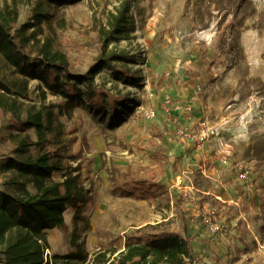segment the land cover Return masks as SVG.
I'll list each match as a JSON object with an SVG mask.
<instances>
[{
  "label": "rangeland",
  "instance_id": "obj_1",
  "mask_svg": "<svg viewBox=\"0 0 264 264\" xmlns=\"http://www.w3.org/2000/svg\"><path fill=\"white\" fill-rule=\"evenodd\" d=\"M121 2L0 0V9L16 14L10 34L22 53L35 55L33 34L48 38L79 76L92 68L99 32ZM251 2L255 13L231 52L236 19L213 0H131L134 30L111 40L106 52L135 59L116 66L138 82L123 85L107 69H96L92 81L105 96L101 109L122 99L134 102V111L113 129L80 108L59 117L61 161L79 171L70 190L59 175L52 180L73 200L59 225L38 234L40 250L25 264H91L99 251L116 255L127 243L178 232L180 212L202 213L208 226L201 237L214 234L199 264H264V152H255L264 146V89L251 83L264 84V0ZM0 79H19L1 55ZM39 87L29 81L28 97L19 101L61 104L45 89L43 101ZM9 123L8 115L0 119V190L13 158Z\"/></svg>",
  "mask_w": 264,
  "mask_h": 264
},
{
  "label": "trees",
  "instance_id": "obj_2",
  "mask_svg": "<svg viewBox=\"0 0 264 264\" xmlns=\"http://www.w3.org/2000/svg\"><path fill=\"white\" fill-rule=\"evenodd\" d=\"M79 0H49L63 6ZM218 12H225L236 19L230 28V46L233 52L239 49L240 32L246 18L255 13L251 0H213ZM16 22V14L8 8L0 9V55L7 65L13 68L19 79L4 81L0 79V119L8 115V126L12 132L8 135L13 148L5 163L4 170L10 176L3 182L0 190V261L2 264H25L31 254L40 250L38 234L51 230L62 222L63 214L73 200L72 194H61L59 185L53 177L59 175L64 185L70 190L75 180L78 167L65 166L62 154L56 147L61 136L60 116L71 117L74 109L80 108L91 113L93 118L109 129L122 125L133 113L134 102L131 100L109 101L108 108L101 107L105 96L93 85L92 76L103 69L113 72L116 81L123 85L138 82L135 73L117 68L121 61L134 62L128 55L106 52L108 43L119 36L134 30V17L131 0H122L115 13L110 14L106 27L100 34V52L92 68L86 75L73 76L69 73L66 56L52 48L48 38L40 40L31 36L35 55L24 54L19 50V43L10 34ZM96 69H98L96 71ZM36 80L42 89L41 99L46 92L62 99L61 104L39 107L24 106L19 99L27 98L28 82ZM264 84L259 80L251 83ZM248 85L249 83L246 82ZM84 85L81 91L79 86ZM83 96L88 100L85 105ZM103 98V99H102ZM100 99V100H99ZM56 109V112H54ZM95 109V110H94ZM2 127V126H1ZM1 130V128H0ZM31 132L35 140H32ZM256 146V154L264 152V146ZM79 155L72 157L77 161ZM28 187L33 189V193ZM78 203V202H76ZM81 203V202H80ZM81 205V204H76ZM200 212H203L201 209ZM180 230H168L162 236H153L144 243H127L124 250L117 253L99 251L93 256L91 264H199L200 250L205 254L214 241V234H206L202 228L208 225L200 213L195 218L186 213L178 214ZM200 227V228H199ZM192 228V230H191ZM193 232V233H192ZM195 237L196 240H193ZM206 239V240H205ZM43 241V240H42ZM114 255V256H113Z\"/></svg>",
  "mask_w": 264,
  "mask_h": 264
},
{
  "label": "built area",
  "instance_id": "obj_3",
  "mask_svg": "<svg viewBox=\"0 0 264 264\" xmlns=\"http://www.w3.org/2000/svg\"><path fill=\"white\" fill-rule=\"evenodd\" d=\"M151 116H153V113H151ZM239 178L240 179H244L245 178V175L244 174H239Z\"/></svg>",
  "mask_w": 264,
  "mask_h": 264
}]
</instances>
